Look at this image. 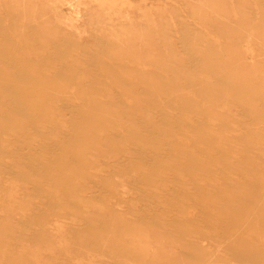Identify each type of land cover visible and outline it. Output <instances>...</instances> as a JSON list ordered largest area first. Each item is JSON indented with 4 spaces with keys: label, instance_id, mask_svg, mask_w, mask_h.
Instances as JSON below:
<instances>
[{
    "label": "rangeland",
    "instance_id": "obj_1",
    "mask_svg": "<svg viewBox=\"0 0 264 264\" xmlns=\"http://www.w3.org/2000/svg\"><path fill=\"white\" fill-rule=\"evenodd\" d=\"M0 264H264V0H0Z\"/></svg>",
    "mask_w": 264,
    "mask_h": 264
},
{
    "label": "bare ground",
    "instance_id": "obj_2",
    "mask_svg": "<svg viewBox=\"0 0 264 264\" xmlns=\"http://www.w3.org/2000/svg\"><path fill=\"white\" fill-rule=\"evenodd\" d=\"M4 99V98H3ZM8 105V104H7ZM6 106V105H5ZM19 135V134H18ZM31 223V222H30ZM29 228V227H28Z\"/></svg>",
    "mask_w": 264,
    "mask_h": 264
}]
</instances>
